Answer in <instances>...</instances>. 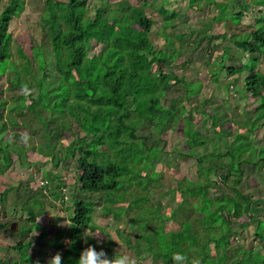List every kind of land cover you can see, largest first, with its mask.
I'll list each match as a JSON object with an SVG mask.
<instances>
[{"label":"trees","instance_id":"obj_1","mask_svg":"<svg viewBox=\"0 0 264 264\" xmlns=\"http://www.w3.org/2000/svg\"><path fill=\"white\" fill-rule=\"evenodd\" d=\"M90 1L8 0L0 10V81L6 77V86L0 84V175L10 168L15 156L19 166H31L32 174L41 175V193L50 192L63 203V178L46 171L42 163L32 164L27 152L44 154L54 166L74 161L78 173L67 219L70 227L54 228L46 241L48 250L61 252L63 264H76L86 247L84 231L104 234L92 219L95 200L102 205V216L120 220L123 214H133L143 220L134 240H123L124 248L142 262L171 264L180 253L189 262L230 264V247L243 238L251 220L256 221V240L264 245V193L256 198L254 190L240 188L246 168L258 169L264 163V136H258L264 128V0L232 4L190 0V5L201 11L213 5L218 11L213 18L217 23L237 22L250 7L259 8L249 38L233 42L245 54L243 61L239 65L227 62L230 53L224 47L220 61L207 71L211 79L227 82L231 93L246 98L238 120L227 108L209 110V99L196 111L187 104L190 94L177 96L168 106L162 102L171 85L187 84L185 71L193 62L188 57L180 61L186 54L179 42L194 38L197 31L164 34V47L158 49L147 35L152 21L141 6L129 0H106L97 5ZM28 4L37 7L39 19L30 25L27 40L14 38L10 27ZM176 15L167 12L166 25H171ZM207 39L222 41L226 34ZM243 74L240 85L230 80ZM199 85L193 82L188 91L196 94ZM196 115L201 116V127ZM143 125L149 126L148 135L137 134ZM10 126L28 132L29 146L5 138ZM167 130L184 139L185 149L178 155L194 159L196 168L194 180L183 177L171 189L162 185L159 175L151 176L148 171L152 162L165 155L158 142ZM209 137L221 140V145L213 144L212 151L205 154L195 152ZM109 140L111 146L105 148ZM177 147L175 143V152ZM219 184L231 191L220 201L210 193ZM159 187L176 202L165 209L167 216L161 214L160 206L149 205L152 191ZM7 191L1 194V201ZM21 211L26 218L19 221L17 243L0 248L1 252L15 251L17 257L2 258L0 264H33L37 259L45 264L47 251L18 240L42 230L37 221L41 212L26 202ZM168 222L176 227L167 229ZM116 234L122 236L119 229ZM88 244L97 246L90 239ZM115 246L106 235L97 248L103 247L111 256ZM235 254L236 264H264V250L238 249Z\"/></svg>","mask_w":264,"mask_h":264},{"label":"rangeland","instance_id":"obj_2","mask_svg":"<svg viewBox=\"0 0 264 264\" xmlns=\"http://www.w3.org/2000/svg\"><path fill=\"white\" fill-rule=\"evenodd\" d=\"M7 1L8 0H0V10ZM27 1L28 0H26V3ZM104 1L106 0H91L90 2H92L93 5H97ZM215 1L228 2L230 4L235 1L239 3L242 2V0ZM245 1L250 2V0ZM129 2L132 5L141 6L144 9L147 18L152 21V24L147 31V35L151 39L153 46L158 49L164 47V40L161 39L164 34L171 35L174 33L190 32V30L197 31V33L193 35L194 38H186L179 42L186 54L180 58V61H183L188 57L191 58L193 62V67L185 71L187 84L171 85L166 91L165 98L162 100L163 104L168 106L177 96L190 94V100L187 104L190 107H194L196 111L200 110V104L202 101L209 99L210 102L207 106L209 110L220 109L223 111L227 108L229 110L228 112H231L232 117L235 120L240 119L246 98L242 95L231 93L230 91L232 88H227V82H223L220 78L218 81L211 79L208 76L207 71L209 69H214V64H217L220 61L224 47L228 48L230 53V58L227 62L239 65L240 62L243 61L245 54L241 50L235 48L233 42L235 40H245L249 38L250 32L254 29V20L259 17V8L253 6L250 7L247 12L243 13L242 18L238 19L237 22L228 19L225 22L217 23L213 21V18L217 15L218 11L213 5H210L201 11L190 5V0H129ZM105 11H107V9ZM167 12H176L177 14L176 19L171 25H166L164 21ZM105 15L108 16V13L105 12ZM233 18L236 19L235 16ZM38 19L39 12L37 7L35 5H32L31 7L28 4L19 19L17 21L15 20L10 27L13 37L16 38L22 36L21 38H26L27 40L26 36L29 34L28 29H30V25ZM223 33L226 34L225 40L220 41L218 39L209 42L207 39L209 35ZM198 41H200V43H198L197 48H195L194 45ZM26 47L28 48L29 44H26ZM36 63L38 64L39 60H37ZM261 66L264 70V59H261ZM156 68L157 67L155 66L154 69ZM170 70L173 73L178 74L177 70L171 68ZM243 76L244 74L241 76H234L230 80L233 81L234 85H240ZM5 81L6 77H2L0 84L3 88L6 86ZM195 81L200 82V85L196 89V94H191L192 92H189L188 90H191V85ZM200 118L201 116L199 115L195 116L199 127H201L199 123ZM228 128L230 127L228 126ZM149 132V126L143 125L138 128L137 134L148 135ZM27 134L28 132L25 129H15L10 126L5 138L19 146H29L27 140L24 139L25 136L27 137ZM261 135L264 136V128L258 131V136L261 137ZM67 139L68 142L71 141L70 137H67ZM204 139L207 140V136H205ZM214 139L209 137L208 142L204 146L196 148L194 151L203 154L212 151L213 144L221 145L222 143L221 140ZM201 140L202 139L199 141ZM161 141L162 142H158V146L164 147L165 155H162L158 162L151 163L148 168L150 175H159L162 185L168 186L170 189L176 188V182L183 177H186L189 180H194L196 176L195 160L180 158L178 155L179 151L181 152L185 149L184 139H182L180 135L167 130L162 135ZM175 143H178L176 152L173 149ZM107 146H111V140L107 142L105 148H107ZM27 156L32 164L42 163L46 171H50L52 175L63 178V185L65 187V191L63 192L64 201L63 203L57 201L52 197L53 195H51L50 192L45 194L41 193V181H39L41 175L32 174L33 167L31 166H19L16 157L13 156L14 161L10 168L4 174L0 175V199H2L1 194L5 190H8L3 201L0 200V224L5 225V228H0V248L4 249L17 243L19 221L26 218L25 213L21 211V207L23 203L26 202L34 211L41 212L37 221L42 227V230L39 229L33 231L30 235L18 238V240H22V242L30 241L32 242L33 248L35 247L47 251V260L51 254L55 253L48 250L46 246V241L53 234L54 228L56 227L67 230V219L73 200L71 195L77 184L76 175L78 173L75 170L76 165L74 161H65L58 164V166H54L51 160L44 154L40 155L36 152L28 151ZM260 165L261 167L258 169L246 168V173L240 184V188L244 191L250 189L254 190L256 193H254L253 197L256 198L261 197L264 193V163H261ZM211 179L215 180L216 177L211 176ZM217 180L220 181L219 178H217ZM53 183L50 186H53ZM54 186H56L55 183ZM152 192L149 205L160 206L161 214L167 216L165 209L171 204L172 206H175L176 202H173L170 197L163 194L162 187H159ZM210 193L215 198L214 200L220 201L224 198V195L231 194V191L227 186L219 184L218 188ZM76 196L81 195L77 194ZM93 208L94 212L92 219L95 224L104 229V234H99L101 244L105 242L106 235H109L116 244L114 250L118 249L120 253L130 255L136 260V264H162L160 261L154 263L150 262V260H145L143 262L139 261L130 250L125 249L123 246V240H134V234L138 233V227L143 224L142 219L135 217L133 214H123L120 220H116L110 215L102 216L100 215L102 205L100 202H97V200H95ZM241 220L243 222L247 221L245 217H242ZM255 223V220L249 221V226L245 229L243 238L230 247L231 249L227 254L230 264H236L238 256L235 252L238 249H253L256 251L264 250V245L261 244V246L253 234ZM175 227L176 226L173 223H167V229H173ZM117 229L122 233L121 237H118L116 234ZM35 232L37 235H35ZM86 234L95 235L98 233L87 231ZM89 239L96 244V239ZM7 257L16 259L17 254L13 250L0 251V259ZM171 264H177V262L173 259Z\"/></svg>","mask_w":264,"mask_h":264},{"label":"clouds","instance_id":"obj_3","mask_svg":"<svg viewBox=\"0 0 264 264\" xmlns=\"http://www.w3.org/2000/svg\"><path fill=\"white\" fill-rule=\"evenodd\" d=\"M24 139L27 140V137L25 136ZM67 226L70 227L69 225ZM87 231L86 229L83 233V242L86 247L82 248L80 251L76 264H136V260L133 257L128 254L120 253L118 249L113 250L111 256L104 251L103 247H99L98 249L97 246L101 244L99 234L87 235ZM35 235H37L36 232ZM89 238L96 239L97 246L88 244ZM173 259L177 264H200L198 259H193L189 262L187 258L180 253H176ZM33 264H40L39 259L34 261ZM45 264H63L62 253L57 251L51 254L47 258Z\"/></svg>","mask_w":264,"mask_h":264}]
</instances>
